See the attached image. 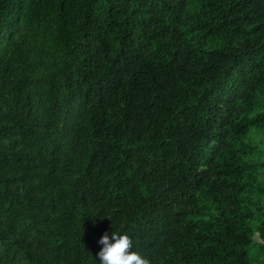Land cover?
<instances>
[{
	"label": "trees",
	"instance_id": "trees-1",
	"mask_svg": "<svg viewBox=\"0 0 264 264\" xmlns=\"http://www.w3.org/2000/svg\"><path fill=\"white\" fill-rule=\"evenodd\" d=\"M105 231L264 264V0H0V264Z\"/></svg>",
	"mask_w": 264,
	"mask_h": 264
},
{
	"label": "clouds",
	"instance_id": "clouds-1",
	"mask_svg": "<svg viewBox=\"0 0 264 264\" xmlns=\"http://www.w3.org/2000/svg\"><path fill=\"white\" fill-rule=\"evenodd\" d=\"M98 243L102 245L96 252L98 264H148L146 258L132 250V238L125 231H105Z\"/></svg>",
	"mask_w": 264,
	"mask_h": 264
}]
</instances>
